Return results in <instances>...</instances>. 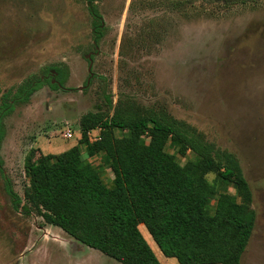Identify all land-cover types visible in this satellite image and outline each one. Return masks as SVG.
<instances>
[{"label": "rangeland", "instance_id": "rangeland-1", "mask_svg": "<svg viewBox=\"0 0 264 264\" xmlns=\"http://www.w3.org/2000/svg\"><path fill=\"white\" fill-rule=\"evenodd\" d=\"M95 4L104 25L97 43L85 0H0V101L51 65L67 66L64 86L73 89L45 85L4 118L0 157L13 191L23 204L26 158L76 145L85 113L117 108L172 118L239 162L256 217L240 264H264V0ZM65 125L74 137H62ZM192 158L177 156L180 164ZM111 178L102 171L104 182ZM139 230L160 264H178ZM0 264L121 263L21 205L13 210L0 175Z\"/></svg>", "mask_w": 264, "mask_h": 264}, {"label": "trees", "instance_id": "trees-1", "mask_svg": "<svg viewBox=\"0 0 264 264\" xmlns=\"http://www.w3.org/2000/svg\"><path fill=\"white\" fill-rule=\"evenodd\" d=\"M85 1L97 43L103 21L96 0ZM67 76L65 64L47 66L2 96L0 147L3 120L15 106L45 85L73 90L64 86ZM78 125L80 139L73 147L26 158L29 183L23 204L0 157V175L13 210L21 205L23 213H36L44 223L121 264H160L140 226L162 255L178 264H240L256 217L251 188L233 154L164 116L123 114L116 108L111 115L85 113ZM95 128L99 137L90 142L87 132ZM116 130L123 132L120 137ZM188 152L193 158L180 164L177 156L184 158ZM105 169L112 174L109 183L102 179ZM208 175H214L212 180Z\"/></svg>", "mask_w": 264, "mask_h": 264}, {"label": "built area", "instance_id": "built-area-1", "mask_svg": "<svg viewBox=\"0 0 264 264\" xmlns=\"http://www.w3.org/2000/svg\"><path fill=\"white\" fill-rule=\"evenodd\" d=\"M79 131V130H78ZM97 133H96V130H95V133L93 135H91V133L87 132V138L90 142H94L98 139L99 137V131L100 129L97 128ZM75 135V132L71 130V128L67 125H65V128H64V132L62 133V137L64 139H68V138H72L74 137ZM91 135V136H90ZM79 138H80V132H79Z\"/></svg>", "mask_w": 264, "mask_h": 264}]
</instances>
